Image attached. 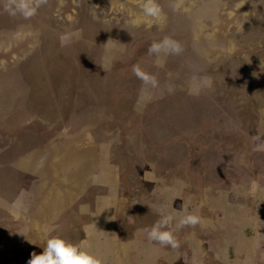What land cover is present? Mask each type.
I'll return each mask as SVG.
<instances>
[{
	"label": "rangeland",
	"instance_id": "rangeland-1",
	"mask_svg": "<svg viewBox=\"0 0 264 264\" xmlns=\"http://www.w3.org/2000/svg\"><path fill=\"white\" fill-rule=\"evenodd\" d=\"M157 2L159 20L142 0H48L25 19L0 0V264L28 262L54 235L85 242L87 214L114 191L98 180L103 161L119 209L128 205L116 229L139 245L160 218L147 204L163 186L156 179L183 171L201 194L229 182L264 187V0ZM166 37L183 51L161 61L148 49ZM133 66L154 78L142 109L147 82ZM26 193L34 204L19 212ZM212 237L201 221L184 227L179 247L167 246L176 260L157 264H218L190 246L209 249Z\"/></svg>",
	"mask_w": 264,
	"mask_h": 264
},
{
	"label": "water",
	"instance_id": "water-1",
	"mask_svg": "<svg viewBox=\"0 0 264 264\" xmlns=\"http://www.w3.org/2000/svg\"><path fill=\"white\" fill-rule=\"evenodd\" d=\"M69 38H74V35H70ZM116 44L115 50L105 52V57H109V60L121 47L120 43ZM164 57L165 52L157 55V59L161 61ZM151 92L152 85L147 82L143 85L138 98L137 105L140 109L148 102ZM100 172L101 177L98 180L108 181L114 191L109 190L99 197L95 213L87 214L86 209L82 211L88 215L87 223L90 230L86 241L79 245L97 256L101 264H157L158 258L168 262L175 261L177 253L169 250L167 246L149 239L140 245L137 241L126 242L121 239L116 229L115 218H118L121 210H124L125 216L128 205L123 206L124 209H119V190L109 163L103 161ZM156 181L159 186H161L159 181H163V186L155 188L154 198L147 201L152 209L162 210L176 218L188 213L196 215L197 211L201 212L203 218L200 221L203 229L213 232L209 249H204L200 240H191L190 246L199 259L202 255L209 254L218 264H260L261 258L264 261V251L261 250V245L264 246V187L253 189L250 186L229 182L215 189L208 187L201 194L196 189L195 179L183 171L177 172L171 183L164 179ZM23 199L25 209L21 205L15 206L19 212L28 211L35 201L33 196L27 193L21 200ZM251 205L254 208L249 209ZM204 206L212 211L205 208L203 210ZM205 210L209 213H204ZM248 229H251L252 234L248 235ZM42 232L41 236L44 233ZM23 264L27 262L24 261Z\"/></svg>",
	"mask_w": 264,
	"mask_h": 264
},
{
	"label": "clouds",
	"instance_id": "clouds-1",
	"mask_svg": "<svg viewBox=\"0 0 264 264\" xmlns=\"http://www.w3.org/2000/svg\"><path fill=\"white\" fill-rule=\"evenodd\" d=\"M47 2L48 0H3V8L11 16L20 15L29 19ZM173 7H178V5ZM141 9L145 16L155 20H159L162 16V8L157 0H142ZM148 51L156 55L161 52L179 55L183 48L180 42L166 37L162 41L153 42ZM133 72L145 82L150 80L154 82V78L142 72L139 66H133ZM159 216L160 218L151 228L146 230L147 237L150 241L174 249L179 247L175 232L184 227H195L200 223V217L192 213L176 218L160 210ZM42 248L43 251L40 254L36 252L31 254L27 264H101L100 259L85 247L74 244L60 235L48 238Z\"/></svg>",
	"mask_w": 264,
	"mask_h": 264
}]
</instances>
